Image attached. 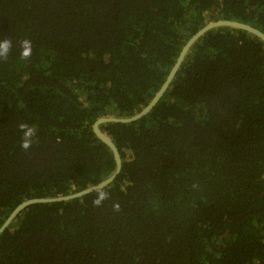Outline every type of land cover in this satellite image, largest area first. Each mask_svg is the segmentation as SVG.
Masks as SVG:
<instances>
[{"label":"trees","instance_id":"trees-1","mask_svg":"<svg viewBox=\"0 0 264 264\" xmlns=\"http://www.w3.org/2000/svg\"><path fill=\"white\" fill-rule=\"evenodd\" d=\"M217 20L264 33V0H0V39L12 41L0 59V226L23 201L111 176L93 123L139 113ZM20 122L37 129L27 152ZM100 130L122 163L110 198L28 206L0 236V264H264L262 41L208 31L146 116Z\"/></svg>","mask_w":264,"mask_h":264},{"label":"water","instance_id":"water-1","mask_svg":"<svg viewBox=\"0 0 264 264\" xmlns=\"http://www.w3.org/2000/svg\"><path fill=\"white\" fill-rule=\"evenodd\" d=\"M221 27H228V28L247 32L255 36L256 38H258L260 41L264 43V33L250 25L236 22V21H231V20H217V21L207 23L200 30H198L191 38H189L188 41L184 44V46L180 50V53L173 67L171 68L168 76L166 77L164 83L162 84L160 89L157 91V93L153 96L151 101L139 113L131 117H128V118L102 117V118L97 119L93 123L92 132L94 133L95 137L100 142H102L105 146H107L112 152V155L115 161V169H114V172L111 174V176H109L107 179L103 180L102 182L94 186L88 187L86 189H83L75 193H71L66 196L53 197V198H34V199H28L26 201H23L10 213V215L7 217L4 223L0 226V236L7 229V227H9V225L16 219V217L25 208H27L30 205L71 201L74 199L81 198L85 195L91 194L95 192L97 189L105 188L109 184H111L114 181V179L118 176L122 163H121V158H120L118 149L116 148V146L114 145L110 137H108L104 132L100 130V126L103 124H107V123H118V124L132 123L146 116L163 96V93L166 91L170 82L174 78L176 72L180 68V65L182 64L191 46L208 31L212 29H216V28H221Z\"/></svg>","mask_w":264,"mask_h":264},{"label":"clouds","instance_id":"clouds-1","mask_svg":"<svg viewBox=\"0 0 264 264\" xmlns=\"http://www.w3.org/2000/svg\"><path fill=\"white\" fill-rule=\"evenodd\" d=\"M20 45V58L27 60L32 54V42L25 38L19 42ZM12 49V41L8 38L0 39V59L6 60ZM18 130L22 133L20 148L22 151L27 152L34 144V137L37 134V129L34 125H29L26 122H20L17 125ZM95 198L92 200V204L96 207L102 206L104 201H107L109 193L103 188H99L96 191ZM112 208L114 211H120L119 203H113Z\"/></svg>","mask_w":264,"mask_h":264}]
</instances>
